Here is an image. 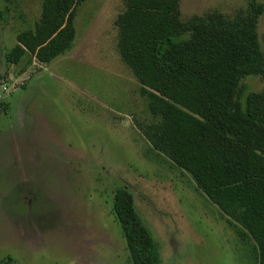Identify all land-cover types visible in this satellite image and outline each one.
Returning <instances> with one entry per match:
<instances>
[{"label": "rangeland", "instance_id": "1", "mask_svg": "<svg viewBox=\"0 0 264 264\" xmlns=\"http://www.w3.org/2000/svg\"><path fill=\"white\" fill-rule=\"evenodd\" d=\"M42 1H0V259L131 264L112 211L114 192L126 188L160 264H257L253 241L242 242L189 175L144 139L140 128L153 118L116 47L125 0H85L72 48L51 64L5 61L16 36L40 20ZM249 5L180 0L179 18L231 20ZM257 35L264 56V13ZM244 83L264 89L258 77Z\"/></svg>", "mask_w": 264, "mask_h": 264}, {"label": "trees", "instance_id": "2", "mask_svg": "<svg viewBox=\"0 0 264 264\" xmlns=\"http://www.w3.org/2000/svg\"><path fill=\"white\" fill-rule=\"evenodd\" d=\"M5 1V0H0ZM180 0H125L114 22L117 52L147 100L153 122L141 127L152 149L192 179L264 264V56L257 35L264 5L250 0L229 20L218 14L182 23ZM85 0H43L40 20L20 32L4 55L16 65L29 55L47 66L72 48L76 9ZM6 17L0 11V27ZM112 211L131 264H160L133 195L118 188ZM0 264H14L7 257Z\"/></svg>", "mask_w": 264, "mask_h": 264}, {"label": "built area", "instance_id": "3", "mask_svg": "<svg viewBox=\"0 0 264 264\" xmlns=\"http://www.w3.org/2000/svg\"><path fill=\"white\" fill-rule=\"evenodd\" d=\"M4 90H5V88H4Z\"/></svg>", "mask_w": 264, "mask_h": 264}]
</instances>
